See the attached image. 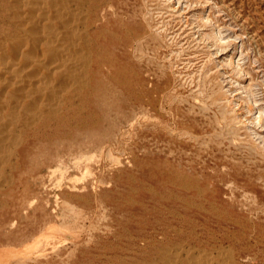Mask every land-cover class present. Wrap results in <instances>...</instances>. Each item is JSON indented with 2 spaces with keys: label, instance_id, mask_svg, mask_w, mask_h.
<instances>
[{
  "label": "rangeland",
  "instance_id": "1",
  "mask_svg": "<svg viewBox=\"0 0 264 264\" xmlns=\"http://www.w3.org/2000/svg\"><path fill=\"white\" fill-rule=\"evenodd\" d=\"M84 1L92 81L28 129L3 264H264V0Z\"/></svg>",
  "mask_w": 264,
  "mask_h": 264
},
{
  "label": "bare ground",
  "instance_id": "2",
  "mask_svg": "<svg viewBox=\"0 0 264 264\" xmlns=\"http://www.w3.org/2000/svg\"><path fill=\"white\" fill-rule=\"evenodd\" d=\"M84 2V0H0V210L4 207L5 198L7 199L10 194V190H8L10 185L16 182V171L21 163L28 129L32 131L36 127L50 125V120L56 118L57 115L68 114L78 99L82 98L83 89L91 84L95 62L91 38L95 23L89 19L90 14L85 9ZM58 167L67 168V164L62 161ZM42 184L43 187H46L45 182ZM82 188L86 189V185ZM36 196L38 195L33 198ZM29 204L33 205V201ZM2 214L4 213L2 212ZM17 221L15 218L11 219L10 226L15 225ZM39 240L33 244H38ZM166 248L167 246L162 251L165 252ZM230 250L232 255L233 247ZM222 251L219 252L222 254ZM91 253L93 254V252ZM223 255H220L222 260L224 259ZM192 256L190 254V257ZM233 256L231 257L233 258ZM1 260L0 253V264H3ZM212 261L208 264L213 263Z\"/></svg>",
  "mask_w": 264,
  "mask_h": 264
}]
</instances>
